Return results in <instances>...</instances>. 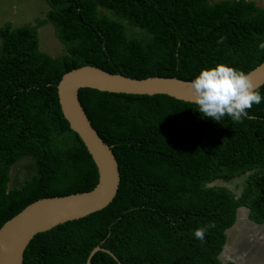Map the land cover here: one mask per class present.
Wrapping results in <instances>:
<instances>
[{"label":"trees","instance_id":"16d2710c","mask_svg":"<svg viewBox=\"0 0 264 264\" xmlns=\"http://www.w3.org/2000/svg\"><path fill=\"white\" fill-rule=\"evenodd\" d=\"M35 24L0 27V227L42 198L90 191L96 168L58 105L68 71L93 66L131 79L191 81L225 64L246 73L264 62V6L254 0H43ZM50 24L64 53L40 51ZM225 37L223 43L217 41ZM264 97V84L257 88ZM110 147L119 183L103 209L35 234L22 264H234L221 262L239 208L264 226V99L235 123L203 116L166 95L78 90ZM34 173L9 188L11 167ZM242 179L232 191L229 184ZM238 191V192H236ZM211 222L204 242L194 230Z\"/></svg>","mask_w":264,"mask_h":264},{"label":"water","instance_id":"95a60500","mask_svg":"<svg viewBox=\"0 0 264 264\" xmlns=\"http://www.w3.org/2000/svg\"><path fill=\"white\" fill-rule=\"evenodd\" d=\"M248 74L257 88L263 85L264 62ZM188 82L163 77L131 79L107 73L93 66H81L63 74L56 85L60 112L69 129L78 136L90 156L96 168L97 182L87 192L35 200L6 220L0 227V264H22L23 251L35 234L99 211L106 207L115 195L119 183L116 161L110 147L103 143L91 127L78 100L79 89L89 88L100 92L130 95H166L182 102L193 103L186 87ZM218 183L212 185L226 187V184ZM239 210L248 213L244 208H239L237 212ZM97 251L104 252L116 260L109 251L96 246L89 252L85 264H90L91 257Z\"/></svg>","mask_w":264,"mask_h":264},{"label":"rangeland","instance_id":"374dc122","mask_svg":"<svg viewBox=\"0 0 264 264\" xmlns=\"http://www.w3.org/2000/svg\"><path fill=\"white\" fill-rule=\"evenodd\" d=\"M254 2L258 6H264L263 0H254ZM47 9L43 0H0V27L5 22H10L14 27L35 24L36 20H41L44 17ZM37 35L40 51L51 57L64 53L63 45L53 36L50 24L39 27ZM33 173L34 168L31 160L21 159L11 167L9 188L22 183ZM238 179L226 184V187L232 191L238 186L237 183H240V179ZM237 213L235 224L226 231V247L218 256L219 260L223 263L234 262V264H264V227L248 221L244 211L239 210ZM248 249L252 252L250 256L246 253Z\"/></svg>","mask_w":264,"mask_h":264},{"label":"clouds","instance_id":"9594fccd","mask_svg":"<svg viewBox=\"0 0 264 264\" xmlns=\"http://www.w3.org/2000/svg\"><path fill=\"white\" fill-rule=\"evenodd\" d=\"M225 39L221 37L217 43L221 44ZM259 47L264 49V43ZM186 87L199 112L215 121H221L225 116L235 123H242L245 118L252 119L248 116V110L264 99L248 73L225 64L202 69ZM212 227H215L214 222L196 228L195 238L204 242L208 229Z\"/></svg>","mask_w":264,"mask_h":264},{"label":"flooded vegetation","instance_id":"af4514ba","mask_svg":"<svg viewBox=\"0 0 264 264\" xmlns=\"http://www.w3.org/2000/svg\"><path fill=\"white\" fill-rule=\"evenodd\" d=\"M236 179H237V178H236ZM236 179H235V180H236ZM238 180H239V179H238ZM238 180H237V181H238ZM241 183H242V179H240V183H237V184L240 186ZM239 186H238V187H239ZM248 221H249V220H248ZM250 222H251V221H250ZM255 225H256V224H255ZM222 251H223V250H222ZM222 251H221V252H222ZM246 253L248 254V256H250V255L252 254V252L250 251V249H248V252H246ZM232 263H234V262H232Z\"/></svg>","mask_w":264,"mask_h":264},{"label":"bare ground","instance_id":"6f19581e","mask_svg":"<svg viewBox=\"0 0 264 264\" xmlns=\"http://www.w3.org/2000/svg\"><path fill=\"white\" fill-rule=\"evenodd\" d=\"M226 246H224V248H225ZM226 250V249H225Z\"/></svg>","mask_w":264,"mask_h":264}]
</instances>
